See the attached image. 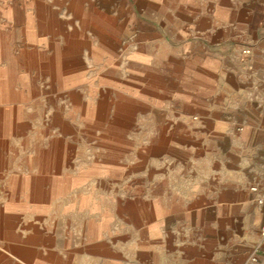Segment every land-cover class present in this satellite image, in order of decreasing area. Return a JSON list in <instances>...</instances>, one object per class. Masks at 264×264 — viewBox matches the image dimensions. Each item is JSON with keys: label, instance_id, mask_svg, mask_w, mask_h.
Returning <instances> with one entry per match:
<instances>
[{"label": "crops", "instance_id": "0c3cea01", "mask_svg": "<svg viewBox=\"0 0 264 264\" xmlns=\"http://www.w3.org/2000/svg\"><path fill=\"white\" fill-rule=\"evenodd\" d=\"M136 1L142 14L129 0H0V264H237L257 243L264 0ZM120 29L137 30L122 48ZM40 88L84 107L89 88L101 112L112 88L113 141L158 126L130 183L138 227L103 229L117 211H103L102 169L73 161L71 113L36 138ZM210 139L232 148L210 157Z\"/></svg>", "mask_w": 264, "mask_h": 264}, {"label": "rangeland", "instance_id": "374dc122", "mask_svg": "<svg viewBox=\"0 0 264 264\" xmlns=\"http://www.w3.org/2000/svg\"><path fill=\"white\" fill-rule=\"evenodd\" d=\"M127 1V0H126ZM131 7L134 8L136 13L142 14V6L136 0H129ZM104 22H110L111 14L109 12H104L103 14ZM114 30L104 29V37H109L110 33ZM137 30H119V35L123 39L120 48L126 46L134 36V32ZM85 97L87 104L84 107L82 98L81 101L77 94L74 93H64L70 90L69 88H54L53 92H47V88H43L38 93V99L40 102L39 115H38V133L36 138L41 141L47 138L42 130L46 127V117L52 115L55 111H59L60 107L65 113H71L75 118L76 122L75 128H66V137L69 140L71 148L74 150V163L78 164V161H83L87 166L96 165L102 169L103 175L97 179L103 184L100 188L103 195V211L106 209H112L114 214V219L112 222L104 221L103 229H127L135 228L141 224L139 212L144 208L141 204H133L128 200L130 197L137 196L133 194L131 190L130 183L132 179L143 175L144 165L148 164L150 160H144V144H146L148 138L156 135L157 125H146L138 124L136 128H129V133L126 139H117L115 141L110 140L108 135L113 138L120 136H115L113 131L117 129V126L111 121L112 112L115 110L116 103L120 100V96L111 92L112 88H107L108 94L104 96L103 99V110L96 109V103L98 101L99 95L95 96L94 92L84 91L83 88H79ZM126 90V88H123ZM85 92V94L83 93ZM69 92V91H68ZM69 96V97H68ZM95 96V97H94ZM124 100H121V102ZM94 106H93V105ZM92 105V106H91ZM78 106H81L79 108ZM94 109L93 112L91 111ZM100 113H102L100 115ZM91 115V116H90ZM86 121V122H85ZM60 125H56L54 132L57 134ZM170 128L172 126H169ZM244 127V126H243ZM169 128V129H170ZM241 129L242 125L237 126ZM126 129V128H124ZM112 134V135H111ZM114 135V136H113ZM122 137V136H121ZM130 142L133 143L130 144ZM232 142L230 141H220L217 139H210V150L214 151L211 153L210 157L218 154V151H227L232 148ZM114 146L119 148L115 149ZM172 157V155H169ZM152 160V159H151ZM88 185V190L89 187ZM256 186V185H253ZM250 186V189L253 187ZM141 193V191H138ZM118 196L119 204L117 210L115 209V203L111 200L112 197ZM254 205L259 206L257 197L254 200ZM140 210V211H139ZM258 228L264 224V217L259 218ZM260 236H257V243L253 245L252 249L243 255L237 261V264H260L264 261V245L262 252L256 263L251 261L254 253L255 247L260 243ZM263 244V243H262Z\"/></svg>", "mask_w": 264, "mask_h": 264}, {"label": "built area", "instance_id": "2783aa9c", "mask_svg": "<svg viewBox=\"0 0 264 264\" xmlns=\"http://www.w3.org/2000/svg\"><path fill=\"white\" fill-rule=\"evenodd\" d=\"M251 191L252 192H258V188L254 187L251 189ZM258 203H259V205H264V197L259 198ZM259 234H260L261 241L254 249V253H253V256L251 258V261L253 263H256L258 261L260 253L262 252V249H263L262 243L264 242V225L261 227Z\"/></svg>", "mask_w": 264, "mask_h": 264}, {"label": "bare ground", "instance_id": "6f19581e", "mask_svg": "<svg viewBox=\"0 0 264 264\" xmlns=\"http://www.w3.org/2000/svg\"><path fill=\"white\" fill-rule=\"evenodd\" d=\"M32 57V56H31ZM39 57V56H38ZM33 62V61H32ZM8 86V85H7ZM35 90V89H34ZM99 105V104H98ZM100 110V109H99ZM8 112V116H9V110L6 111V113ZM7 118V116H6ZM9 123V122H8ZM5 127V126H4ZM9 128V127H8ZM5 129V128H4ZM6 130V129H5Z\"/></svg>", "mask_w": 264, "mask_h": 264}]
</instances>
